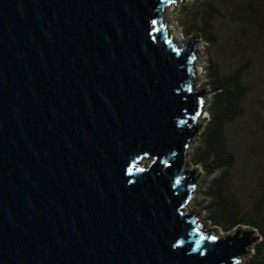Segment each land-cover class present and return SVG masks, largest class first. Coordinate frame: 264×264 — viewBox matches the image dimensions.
Segmentation results:
<instances>
[{
    "label": "water",
    "instance_id": "95a60500",
    "mask_svg": "<svg viewBox=\"0 0 264 264\" xmlns=\"http://www.w3.org/2000/svg\"><path fill=\"white\" fill-rule=\"evenodd\" d=\"M182 0H0V264H238L186 207L206 87ZM153 160L145 166L143 159Z\"/></svg>",
    "mask_w": 264,
    "mask_h": 264
},
{
    "label": "trees",
    "instance_id": "16d2710c",
    "mask_svg": "<svg viewBox=\"0 0 264 264\" xmlns=\"http://www.w3.org/2000/svg\"><path fill=\"white\" fill-rule=\"evenodd\" d=\"M190 12L189 23L183 25L185 34L200 31L209 45L215 46L219 36L214 20L225 15L212 0H201ZM248 23L249 21L237 22L236 25L229 23L242 45L241 65L224 73L214 57L209 59L208 84L213 90L208 108L209 120L198 140L192 160L202 168L206 179L209 178L205 191L207 200L202 201L207 218L226 232L240 225L256 228L262 239L255 244V252L245 264H264V185L252 196L245 186H236L234 173L238 158L236 150L242 151L249 168L252 165L258 169L264 166V131L262 133L255 129L253 118L257 119V110L251 100L252 94L258 95L256 92L264 91V86H261L264 83V43L262 44L259 33L251 25L246 26ZM251 71L258 73L256 89L249 84L247 78ZM256 102L255 100L254 104ZM241 119L249 122L248 126L244 123L240 125L241 128L233 127ZM258 150L260 156L255 159ZM259 181V184L264 183V174H261ZM238 188L249 195L246 201Z\"/></svg>",
    "mask_w": 264,
    "mask_h": 264
},
{
    "label": "rangeland",
    "instance_id": "374dc122",
    "mask_svg": "<svg viewBox=\"0 0 264 264\" xmlns=\"http://www.w3.org/2000/svg\"><path fill=\"white\" fill-rule=\"evenodd\" d=\"M201 0H182L177 1L170 4L168 9L164 13V22L167 25V32L169 34H172V37L177 43H184L186 41H189L194 35L198 36V42L196 45V56H195V90L201 91L203 88L206 87L207 91L212 90L208 79V74L210 72L209 70V59L215 58L222 71L229 72L230 70L234 69L235 67L242 64V56H243V50L242 45L240 44V39L236 35L233 27L230 26V22L234 23L236 25L237 22L245 23L248 22L247 25H251V28H254L253 30L255 32L259 33V39L262 41V44L264 43V0H212L216 6L221 10L223 15L225 16H219L216 17L214 20L215 29L217 31V34L219 36V41L215 46H210L209 43L204 39L202 36V33L200 31H195L190 35H186L185 31L183 29V25L185 23H189L190 17H191V9H193L196 6L200 4ZM253 4V5H251ZM236 22V23H235ZM264 53V52H263ZM264 63V58H263ZM262 68L264 70V64L262 65ZM258 73L256 71H251L250 74L247 75L249 84L253 86L254 89L257 88L258 82L257 75ZM261 86H264V83H261ZM258 95L252 94L251 100L253 103L254 108L256 111V118H253L255 129L260 130L263 133V126H264V91L257 93ZM213 92H209L204 97L205 104L203 106V112L201 115V118L206 117L207 118L203 121V123L200 125V129L197 132L198 135H195L193 137V142L188 147V159H189V165L186 167L189 171H194V169H197L195 172V176H198L197 180V186L194 190V197L191 199L190 203L186 207V210L190 213H193V211L197 212V215L195 218H198L196 220L197 224L205 225L207 232L215 231L216 236H223L227 234L228 232L224 231L221 227L215 225L207 218V213L205 209L202 206V201L205 199L207 200V196L205 195V191L207 190L208 185V179H206V175L204 174L202 168L195 164L192 160V155L194 153V150L196 149L198 145V140L202 136V132L205 128V125L207 124L209 120V112L208 108L211 102ZM258 97V99H257ZM257 101L254 104V101ZM260 101V103H259ZM259 119V120H258ZM247 120V117H246ZM245 119H241L239 122L235 123L233 127L240 126L241 124H246ZM249 122L246 124V127L248 126ZM240 126L239 128H241ZM253 127V126H252ZM259 149V148H258ZM237 151V164L234 169L235 173V184L236 186H245L251 191V195L256 193L257 190L263 186L264 183H258L259 178L261 174H264V166L260 169L257 167H254L252 165L251 168L248 167L249 163L244 160L243 153L241 150ZM260 156V151H257V154H255L256 157ZM153 160L150 159H143V162L145 166H148L151 164ZM250 166V165H249ZM247 169V170H246ZM247 171V172H246ZM207 181V182H206ZM238 190L241 192V189L238 188ZM261 190V189H260ZM259 193V192H258ZM242 198L246 201V198H248L249 195L245 193H240ZM207 203V202H206ZM205 203V204H206ZM242 227L245 228V225H242ZM251 228H254L251 226ZM256 229V228H255ZM233 231V230H232ZM232 231H229L232 232ZM256 236H259V239L255 241L250 246V252L249 254L244 257L238 264H245L246 260L250 258L254 252H255V244H257L261 239L262 236L259 231L256 230L255 232Z\"/></svg>",
    "mask_w": 264,
    "mask_h": 264
},
{
    "label": "bare ground",
    "instance_id": "6f19581e",
    "mask_svg": "<svg viewBox=\"0 0 264 264\" xmlns=\"http://www.w3.org/2000/svg\"><path fill=\"white\" fill-rule=\"evenodd\" d=\"M170 6H171V5H170ZM170 6H168V7H170ZM168 7L166 8V10L168 9ZM166 10H165V11H166ZM165 30L167 31V28H165ZM167 33L169 34V32H167ZM169 36L171 37L170 34H169ZM172 39H173V41H175L173 37H172Z\"/></svg>",
    "mask_w": 264,
    "mask_h": 264
}]
</instances>
